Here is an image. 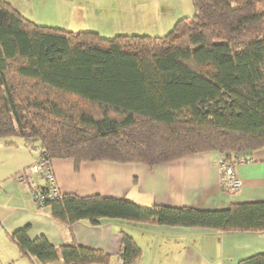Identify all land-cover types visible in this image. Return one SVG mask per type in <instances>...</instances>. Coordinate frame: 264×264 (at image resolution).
<instances>
[{
	"label": "trees",
	"instance_id": "obj_1",
	"mask_svg": "<svg viewBox=\"0 0 264 264\" xmlns=\"http://www.w3.org/2000/svg\"><path fill=\"white\" fill-rule=\"evenodd\" d=\"M191 2L192 16L162 36L107 38L36 24L0 0V143L21 141L38 158L71 159L76 169L97 160L154 166L200 152L249 158L263 148L264 0ZM37 206L68 225L119 219L264 231V201L201 209L61 193ZM27 232L24 226L10 238L22 256L43 264L111 260L74 241L55 246ZM121 232L120 257L128 264L141 250ZM235 264H264V253Z\"/></svg>",
	"mask_w": 264,
	"mask_h": 264
},
{
	"label": "crops",
	"instance_id": "obj_2",
	"mask_svg": "<svg viewBox=\"0 0 264 264\" xmlns=\"http://www.w3.org/2000/svg\"><path fill=\"white\" fill-rule=\"evenodd\" d=\"M220 155L200 152L154 166L53 159L50 165L60 193L126 198L140 205L164 204L201 209L226 208L234 203L264 201V147L251 152L249 161L234 166L241 186L234 192L222 186ZM38 159V151L24 143H0V264H43L22 256L11 240L13 232L28 226L30 238L45 236L55 246L71 241L110 255L109 264H124L120 257L122 232L129 234L141 255L128 264H235L264 253V231L221 232L149 222L102 219L91 224L82 219L70 225L52 218L48 206L33 201L32 190L43 184L21 185L15 175ZM46 264H58L49 262ZM99 264V263H93Z\"/></svg>",
	"mask_w": 264,
	"mask_h": 264
},
{
	"label": "rangeland",
	"instance_id": "obj_3",
	"mask_svg": "<svg viewBox=\"0 0 264 264\" xmlns=\"http://www.w3.org/2000/svg\"><path fill=\"white\" fill-rule=\"evenodd\" d=\"M8 1L36 24L73 31L93 30L107 38L116 34L162 36L179 18L193 14L191 0Z\"/></svg>",
	"mask_w": 264,
	"mask_h": 264
},
{
	"label": "built area",
	"instance_id": "obj_4",
	"mask_svg": "<svg viewBox=\"0 0 264 264\" xmlns=\"http://www.w3.org/2000/svg\"><path fill=\"white\" fill-rule=\"evenodd\" d=\"M249 161L245 155H238L227 159L220 157L219 165L223 168L222 184L227 190L235 191L241 186V180L234 172V166L244 164ZM40 177L43 179L44 186L32 190V196L37 205L43 204L47 200L60 197V191L56 185L52 167L48 161L38 158L35 162L22 169L15 175V179L20 184L32 185V178Z\"/></svg>",
	"mask_w": 264,
	"mask_h": 264
}]
</instances>
